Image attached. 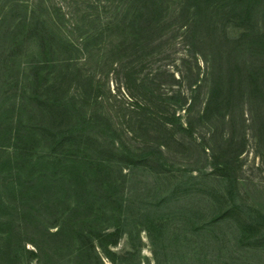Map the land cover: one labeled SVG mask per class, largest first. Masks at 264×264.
Instances as JSON below:
<instances>
[{"label":"rangeland","instance_id":"rangeland-1","mask_svg":"<svg viewBox=\"0 0 264 264\" xmlns=\"http://www.w3.org/2000/svg\"><path fill=\"white\" fill-rule=\"evenodd\" d=\"M0 264H264V0H0Z\"/></svg>","mask_w":264,"mask_h":264},{"label":"trees","instance_id":"trees-1","mask_svg":"<svg viewBox=\"0 0 264 264\" xmlns=\"http://www.w3.org/2000/svg\"><path fill=\"white\" fill-rule=\"evenodd\" d=\"M207 99L208 97L205 98L204 104L206 103ZM60 100L61 99L57 97L54 101L55 103L57 102L60 103ZM94 116L97 117V115H94ZM90 117H91L90 114L84 115V119L90 120ZM81 130H82V127L80 123L78 122L77 123H65V124L52 123L50 125H41V126L36 123H31L26 128L24 127L22 136L28 141L38 136L40 138V141H42L43 143L46 142L47 146H51V149H53V147H55L56 145H60L63 139H70L71 135L81 136ZM11 148H13L12 153H16V155L18 156L21 155L23 157H26L27 160L33 157L36 159L45 157L46 158V160L44 161L45 163L47 162V159L48 160L52 159L54 158V155H55L53 153V154H50V156H48L46 153L35 150L32 147H28V146L19 148L17 145L15 146L12 145ZM54 233H59V232L55 230ZM33 245L37 248V250L39 249L36 243H34Z\"/></svg>","mask_w":264,"mask_h":264}]
</instances>
